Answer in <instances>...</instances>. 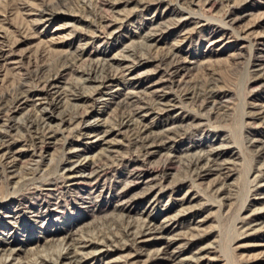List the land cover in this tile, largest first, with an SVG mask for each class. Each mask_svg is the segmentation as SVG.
Wrapping results in <instances>:
<instances>
[{"label": "rangeland", "instance_id": "374dc122", "mask_svg": "<svg viewBox=\"0 0 264 264\" xmlns=\"http://www.w3.org/2000/svg\"><path fill=\"white\" fill-rule=\"evenodd\" d=\"M0 145V264H264V0H0Z\"/></svg>", "mask_w": 264, "mask_h": 264}, {"label": "bare ground", "instance_id": "6f19581e", "mask_svg": "<svg viewBox=\"0 0 264 264\" xmlns=\"http://www.w3.org/2000/svg\"><path fill=\"white\" fill-rule=\"evenodd\" d=\"M91 74H92V73H91ZM90 77H91V76H90ZM92 77H93V76H92ZM53 83H54V82H53ZM53 83H52V84H53ZM48 84H50V83H48ZM52 84H51V85H52ZM47 91H48V90H47ZM48 93H49V92H48ZM54 102H55V101H54ZM47 114H48V113H47ZM42 116H43V115H42ZM45 118H46V116H45ZM45 120H46V119H45ZM42 123H43V122H42ZM48 124H49V123H48ZM47 126H48V125H47ZM46 129H47V128H46ZM0 146H1V145H0ZM3 148H4V147H3ZM5 152H6V151H5ZM13 155H14V154H13ZM10 157H11V156H10ZM11 158H13V157H11ZM9 159H10V158H9ZM14 159H15V157H14ZM144 225H145V224H144ZM151 228H152V227H151ZM151 231H152V230H151ZM74 241H75V240H74ZM89 243H90V242H89ZM57 260H58V259H57ZM66 263H67V262H66ZM71 263H72V262H71ZM77 263H78V262H77Z\"/></svg>", "mask_w": 264, "mask_h": 264}]
</instances>
